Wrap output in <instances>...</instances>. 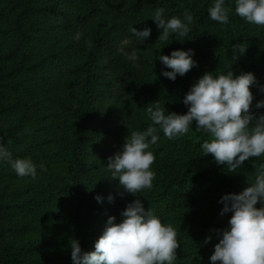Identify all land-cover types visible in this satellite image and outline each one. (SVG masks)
<instances>
[{
	"label": "trees",
	"instance_id": "1",
	"mask_svg": "<svg viewBox=\"0 0 264 264\" xmlns=\"http://www.w3.org/2000/svg\"><path fill=\"white\" fill-rule=\"evenodd\" d=\"M204 1V5H199L190 0H55L54 9L49 0H9V6L2 1L0 34L8 42L3 47L0 45L2 96L6 90L15 91V77H27L38 68V60L33 61L37 52L33 49L44 17L51 16L53 10L57 14L62 6L71 9L76 25L94 22L82 36L77 58L69 63V75L60 82L62 95L57 105L61 132L55 153L61 157L63 172L54 181L49 177L46 183L35 185L36 193L29 188L22 191L20 194L30 197L23 201L21 208L6 203L0 195V264H49L40 259L39 250L31 242L15 244L5 240L6 231L22 233L26 225L16 230L7 225L10 217L24 208L48 209L73 198L78 200L79 207L71 215L69 224L77 232L82 250H93L105 227L103 217L115 215L119 221L120 211L137 198L130 193L119 194L117 181L110 178L106 167L108 157L121 149L131 132L143 131L151 124L146 113L148 106L158 104L169 112L185 113L183 96L205 72L216 75L230 66L237 74L251 71L256 83L251 86L250 111L256 115L264 113V108L255 107L257 101L264 99V26L248 23L237 15L234 0H226V6L231 9L229 23L213 21L207 10L214 0ZM157 8L165 10V18H183L186 11L191 13V24H196L190 25L187 38L173 34L168 41H161L158 38L161 30L155 22L149 23L141 17L144 9ZM202 23L213 27L202 28ZM132 25L138 29L151 28L146 54L140 52L142 42L130 32ZM125 38L130 43L121 44L120 51V42ZM235 43L247 48L234 60L232 45ZM173 49H194L197 61L188 73L177 75L174 81L161 75L162 69H169L158 59L159 53L167 55ZM133 50L139 57L135 62L139 67L126 59V53ZM110 71L115 73L116 81L108 80ZM129 107L138 112L135 120L129 117ZM22 126V122L12 128L4 121L0 123V138L8 149L23 137L18 133ZM158 134V144L150 146L156 155L152 165L156 173L153 187L136 195L163 223H176L180 228L176 230L180 248L175 264H212L209 257L218 242L216 230L224 228L231 216V212L221 215L220 198L225 193L239 192L251 183L257 168L264 164V156L250 157L232 173L226 165H218L211 154L203 155L201 144L209 136L195 125L175 139H168L159 130ZM164 144L173 153H183L185 160H176L171 155L167 158ZM12 154L14 158L20 156ZM97 194L102 202L95 199ZM109 194L114 196L112 202L107 199ZM186 208L189 211L185 212ZM209 236L211 240H206ZM69 256L63 264H72Z\"/></svg>",
	"mask_w": 264,
	"mask_h": 264
},
{
	"label": "clouds",
	"instance_id": "2",
	"mask_svg": "<svg viewBox=\"0 0 264 264\" xmlns=\"http://www.w3.org/2000/svg\"><path fill=\"white\" fill-rule=\"evenodd\" d=\"M234 4L235 13L245 21L264 26V0H234ZM207 11L211 20L229 23L231 9L226 0H214ZM150 18L161 30L158 36L161 41H168L173 34L187 38L193 20L187 11L183 18H165L163 8H157ZM130 32L138 42H143L151 35V28L138 29L132 25ZM80 36L77 33L75 39ZM246 48L233 44V59L245 53ZM194 55V49L159 53L158 59L169 69H162L161 75L173 81L177 75L184 76L197 65ZM126 59L139 67L135 63L139 59L135 50L126 53ZM255 83L251 71L237 74L230 66L216 75L205 72L190 86L182 100L187 106L185 113L169 112L158 104L148 106L146 113L151 124L143 131L131 132L106 164L110 178L117 181L119 194L130 193L137 198L120 211L119 221L115 215L107 217L93 250L83 251L78 239L71 240L72 264H175L180 248L176 229L145 208L144 201L136 195L153 187L156 173L152 165L156 155L150 146L158 144V130L168 139H175L195 125L209 136L201 144L203 155L211 154L218 165L227 166L228 172L235 173L250 157L264 156V113L256 115L250 111L251 86ZM255 107L264 108V99L257 101ZM0 162L8 163L19 177L37 176V165L32 159L14 158L3 138H0ZM39 168L46 170L42 163ZM95 199L102 202L99 194ZM107 199L112 202L114 196L109 194ZM219 202L223 205L221 215L231 212V216L224 228L216 230L218 242L209 257L212 264H264V164L257 168L251 183L239 192L223 194Z\"/></svg>",
	"mask_w": 264,
	"mask_h": 264
},
{
	"label": "rangeland",
	"instance_id": "3",
	"mask_svg": "<svg viewBox=\"0 0 264 264\" xmlns=\"http://www.w3.org/2000/svg\"><path fill=\"white\" fill-rule=\"evenodd\" d=\"M2 1L0 0V4ZM5 2L6 5H10L9 0H5ZM56 2L49 0L48 4L54 9L53 5ZM190 2L204 5L205 1L190 0ZM143 11L141 17L149 20V23L153 21L150 17L155 10L144 9ZM52 12L51 16L48 15L41 20V24L44 22V25H40L38 32L41 33L38 34L34 42L36 48L33 51L37 52V57L33 61L38 60V68L27 77L23 76L18 79L15 77V91L5 88V94L0 95V123L4 121L10 128L20 122L23 123L18 131L23 137L18 139L17 143H11L9 150L19 154V158L30 157L37 165V176L32 178L19 177L9 164L0 163V195H3L2 198L6 203L20 206L18 208H21L23 201L30 197V195L25 197L24 194H20L22 191L29 188L34 191L32 193H36L35 185L46 183L49 177L51 180H55L57 174L63 172L61 157L55 153L56 140L61 132L60 112L57 105V101L62 95L60 82L69 75H67L69 63L77 58L82 36L89 32L94 22L84 26L76 25L73 22V13L67 7L59 6L57 14L54 13V10ZM104 17L109 18V16ZM195 24L196 22H193L191 25L195 26ZM210 26L206 23L201 24V27L205 29L213 27ZM77 33H81L78 40L75 39ZM126 40L128 39L125 38L120 42V51H122L121 44H126ZM5 43H8L7 40H4L0 34L1 47ZM142 44L140 52L146 54L148 39ZM262 46L264 50V42ZM4 71H7L6 68ZM115 76V73L111 71L107 74L108 80L111 81H116ZM117 86L116 83L115 87L118 88ZM127 112L130 118L136 119L138 112L133 107H129ZM163 149L167 158L171 155L172 158H177L176 160H185L183 153L178 151L173 153V150L166 144L163 145ZM41 163L45 165L46 170L42 171L39 168ZM78 207V200L73 198L64 200L60 205L48 209L45 207L38 208V210L27 207L17 211L10 217L7 226L15 229L26 225L27 228L22 233L13 230L6 231L5 240L15 244L31 242L34 248L39 250L40 259L49 264H63L70 258L71 240L78 237L73 226L69 224L71 215L78 211ZM184 211L189 210L186 208ZM105 220L107 217H103V225ZM175 224L171 225L179 230L180 228H177Z\"/></svg>",
	"mask_w": 264,
	"mask_h": 264
}]
</instances>
